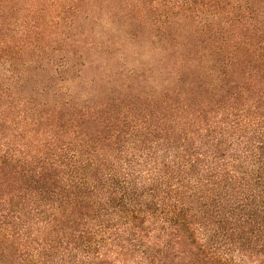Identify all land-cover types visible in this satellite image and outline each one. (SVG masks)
<instances>
[{
	"label": "trees",
	"instance_id": "16d2710c",
	"mask_svg": "<svg viewBox=\"0 0 264 264\" xmlns=\"http://www.w3.org/2000/svg\"><path fill=\"white\" fill-rule=\"evenodd\" d=\"M0 264H264V0H0Z\"/></svg>",
	"mask_w": 264,
	"mask_h": 264
}]
</instances>
